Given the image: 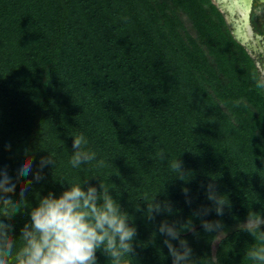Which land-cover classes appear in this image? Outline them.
<instances>
[{
    "label": "trees",
    "instance_id": "trees-1",
    "mask_svg": "<svg viewBox=\"0 0 264 264\" xmlns=\"http://www.w3.org/2000/svg\"><path fill=\"white\" fill-rule=\"evenodd\" d=\"M254 74L210 0H0V167L15 176L26 154L34 172L42 156L55 161L23 200L17 183L12 264L28 210L86 180L104 183L137 228L136 254L122 264H172L157 228L188 218L199 232L182 233L195 264L212 255L257 264L247 253L264 242L236 230L248 212L264 214V91ZM79 135L96 159L73 167ZM177 159L185 181L171 167ZM210 179L232 205L202 217L227 228L213 249L192 215L211 207ZM154 197L172 201L173 214L148 220Z\"/></svg>",
    "mask_w": 264,
    "mask_h": 264
},
{
    "label": "clouds",
    "instance_id": "clouds-1",
    "mask_svg": "<svg viewBox=\"0 0 264 264\" xmlns=\"http://www.w3.org/2000/svg\"><path fill=\"white\" fill-rule=\"evenodd\" d=\"M251 3L250 18L264 24V0H251ZM253 81L258 90L264 91V74H254ZM86 145L87 140L83 135L72 137L73 155L70 163L73 167L96 159V154L88 150ZM160 155L163 159V152ZM34 159V156L26 154V158L17 167L15 176L7 168L0 167V205L5 209L3 215H0V264H12L16 237L12 235L11 220L21 213L19 205L12 200L17 183L22 181L19 198L23 200L33 181L39 182L43 179L44 168L55 163L50 155L42 156L34 172ZM171 167L178 173L177 178L185 181L184 162L177 159ZM210 180L207 199L211 201V207H202L192 215L201 218L203 231L212 235L213 240L210 243L215 247L218 242L227 238V228L220 220L209 221L202 217L213 210L217 216H223L225 208L231 210L232 205L228 198L225 199L217 192L215 180ZM84 183L89 185L86 189L76 184L59 195L49 191L47 195L41 196L37 205L28 210L29 219L19 234L22 246L15 252V264H98L97 252L106 256L111 264H122L125 255L136 254L134 241L137 228L130 225L127 214L109 194V188L101 181L98 182L99 189L89 180ZM181 191L187 196V187H182ZM187 202L190 203V199ZM146 204L145 216L150 221H154L161 213L171 215L174 211L172 201L167 198L158 201L154 197ZM236 230L247 232L264 242V214L248 212L245 221L236 225ZM157 232L165 237L163 245L172 258V264H195L193 249L182 235L191 233L199 236L192 218L172 223L164 220L159 224ZM247 255L257 264H264V243L253 247ZM209 264H219L218 257L210 256Z\"/></svg>",
    "mask_w": 264,
    "mask_h": 264
},
{
    "label": "flooded vegetation",
    "instance_id": "flooded-vegetation-1",
    "mask_svg": "<svg viewBox=\"0 0 264 264\" xmlns=\"http://www.w3.org/2000/svg\"><path fill=\"white\" fill-rule=\"evenodd\" d=\"M210 1L217 8L216 0ZM219 2L223 5L224 10L220 11L218 8L217 10L221 13L230 35L232 26L238 27L246 21L244 32L250 49H246L244 46L242 47L253 59L257 73L264 74V24H261L259 20L254 21L250 18L249 13L252 8L251 0H219ZM246 2H248V6Z\"/></svg>",
    "mask_w": 264,
    "mask_h": 264
},
{
    "label": "water",
    "instance_id": "water-1",
    "mask_svg": "<svg viewBox=\"0 0 264 264\" xmlns=\"http://www.w3.org/2000/svg\"><path fill=\"white\" fill-rule=\"evenodd\" d=\"M248 2H246V5ZM216 6L220 11L224 10V7L222 4H220L219 0H216ZM246 25V21L241 23L238 27H231V35L233 36V39L240 44L241 46H244L246 49H250V47L247 44V38L244 32V27Z\"/></svg>",
    "mask_w": 264,
    "mask_h": 264
},
{
    "label": "rangeland",
    "instance_id": "rangeland-1",
    "mask_svg": "<svg viewBox=\"0 0 264 264\" xmlns=\"http://www.w3.org/2000/svg\"><path fill=\"white\" fill-rule=\"evenodd\" d=\"M184 19V18H183ZM185 21V20H184ZM184 25L186 26V27H188V23L185 21L184 22ZM188 30L190 31V28L188 27ZM244 222V221H243ZM214 247L212 246V249H213Z\"/></svg>",
    "mask_w": 264,
    "mask_h": 264
}]
</instances>
